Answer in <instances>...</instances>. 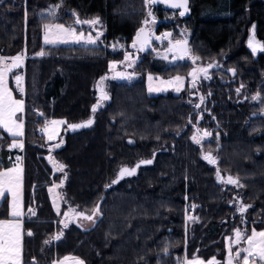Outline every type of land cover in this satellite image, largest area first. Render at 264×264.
<instances>
[{"label":"trees","instance_id":"trees-1","mask_svg":"<svg viewBox=\"0 0 264 264\" xmlns=\"http://www.w3.org/2000/svg\"><path fill=\"white\" fill-rule=\"evenodd\" d=\"M53 8L60 15L56 22L66 25H74L73 13L81 20L98 17L104 29L101 42L43 46V25L51 19L39 14ZM151 8L158 19L156 31L172 33L175 22L163 19L174 10ZM189 9L188 16L177 19L190 31L192 53L201 64L218 60L222 66L199 85L203 105L189 103L187 90L149 95L148 73L188 75L193 63L167 66L152 50L142 52L134 66L139 78L108 80L110 99L95 112L92 125L67 132L63 147L52 152L65 166L63 175L49 159V139L38 129L53 119L68 125L91 119L99 98L97 82L111 62L123 59V51L113 52L110 46L117 41L132 44L149 8L144 0H0V56L26 55L21 70L24 205L27 210L35 207L36 215L24 218L23 264H52L66 255L85 264L208 260L224 255L226 240L236 229L264 230V102L251 99L258 93L264 98V52L253 55L247 47L253 24L264 44V0H189ZM172 35L179 36L177 31ZM42 50L47 54L37 55ZM195 126L211 132V139L196 144ZM12 141L0 128V171L11 164ZM209 151L215 165L203 159ZM149 159L153 163L141 165L135 175L106 187L121 167ZM229 176L244 187L227 183ZM61 182L63 194L80 211L90 214L99 204L102 215L91 228L62 225L49 193ZM238 195L251 205L243 215L233 204ZM188 208L192 216L187 220ZM7 211L4 201L0 218ZM60 233L59 240L53 239Z\"/></svg>","mask_w":264,"mask_h":264},{"label":"snow or ice","instance_id":"snow-or-ice-1","mask_svg":"<svg viewBox=\"0 0 264 264\" xmlns=\"http://www.w3.org/2000/svg\"><path fill=\"white\" fill-rule=\"evenodd\" d=\"M145 6L149 8L147 17L143 21V25H149L155 24V17L153 15V12L151 11V7L157 3H167L169 7L174 9H184V11H181L179 14L181 16L185 15V12L188 10V3L189 0H144ZM61 5H56L55 8H59ZM55 8L51 9L49 11V15L55 18L56 12ZM75 18L74 24L75 25H84L87 24L90 27H94L95 25L100 24L99 18H94L92 20H81L79 16L76 13L72 14ZM151 18V20L149 19ZM44 43L45 44H51L56 45L60 43H84L87 45H96L100 41V36L103 34L101 32H98L95 37H93L91 34L85 36L84 32L81 31L79 34H77V30L73 25L65 26L64 24H44ZM181 35H186V31L184 33H181ZM172 36V33H164L162 36H155L154 33L146 28V27H140L136 34L135 38L132 41L131 48L135 49L138 52L145 51L151 44L152 40H161V39H167L168 40V52H175L178 55L176 56V59H186L191 58L193 62L195 60H199L200 58L198 56H191V48L188 47V41L187 39H176L172 40L169 39ZM123 47V46H121ZM248 47L251 49V52L253 55H255L258 51L264 52V44H261L259 41L256 40L255 37V25H253V32L252 35L248 39ZM47 53L43 50L37 55L44 56ZM132 53L125 52L124 53V61L121 63H126L127 67H134L136 61L132 59ZM166 58V57H165ZM10 59L12 61L11 64L7 63V60ZM24 55L18 54L16 56H13L11 58H6L3 56H0V127H2L6 132H8L12 137H19L23 136V120L17 116L18 113H22L24 111V101L15 99L11 89L7 86V75L9 72L12 71L13 68H19L21 67L23 63ZM116 67V63H110L109 69L110 71H114ZM213 67H218V65L209 63L206 68L201 67L199 69L194 68L189 75L193 77V87H195V80L197 78L198 73H203L205 78H208L207 76V70ZM230 71L235 74V69H230ZM126 79L131 80L133 78V74H125L123 72H116L114 76L112 77H101L100 81L97 82V88L99 89L101 95L96 105H93L92 112L95 113L97 110V107L100 105V101H107L110 99L108 93L105 91V85L104 81L108 79ZM148 79L151 81L153 79L152 76H149ZM184 78L181 76H176L174 79L169 81H161V83H167L169 85L176 84V91H180V86L183 83ZM15 81L17 83V86L20 85L22 81V77L19 75L15 76ZM243 87V85H241ZM161 88H153L151 85L149 87V92L153 91H161ZM20 91L23 92V88L20 87ZM237 93L239 94L240 88L236 89ZM201 102H203L204 97H201ZM252 100H261L264 102V98H261L259 93L256 96H253L251 98ZM196 107H200V105H196ZM42 115V114H41ZM67 123L66 121H56L53 120L50 122L52 126L61 125ZM93 123L92 119H89L85 122H82L80 124H70L68 125L69 128L75 130L78 128H86L91 126ZM199 131V130H198ZM212 133L204 131L202 136H196L194 135L192 137L193 141L196 144H200L201 141L205 137H211ZM49 139H52V136H49ZM130 143L132 141H129ZM13 147H20L23 148V143H14L12 145ZM56 147H59V145H56ZM20 157H17V160H19ZM203 159H205L208 163L215 165L217 163V159L212 155V152L209 151L206 154L203 155ZM153 163V160H141L135 167L128 168V167H121L117 176V179L113 180L111 184L107 185L106 187H111L112 184H116L119 182L120 179H122L124 176H132L136 174L137 169L141 165H147ZM64 165L60 164L58 165V170L63 171ZM20 172H22V169L19 168H13V169H7L4 172H0V198H4L5 196V189H7L8 192L12 193L13 196V202L11 205V216L13 219H3L0 220V264H23L22 259V231H21V223L19 218L23 215L21 211V206L19 202V184H20ZM217 177L218 179H222L220 176V169L217 168ZM65 173V178H66ZM227 183L236 185L238 187H244V185L239 183L238 178H233L229 176L227 178ZM62 186L58 185L57 187ZM53 189L50 188L49 192H52ZM56 198L58 200L63 199L62 193H57ZM55 203V202H54ZM247 207H251V205L248 206H241L238 210L243 215V213L246 211ZM31 215H36L35 211L33 209L28 210ZM70 212L73 213L75 216L81 218L82 220H87L91 222L93 225L96 222V219L102 215L100 206L97 204L90 212V214H86L85 212H76L75 209H70ZM57 214L59 215V209H57ZM64 215L67 217L69 213H64ZM242 223H246L242 219ZM64 227H68V224L64 222ZM28 236L33 235L31 231L27 232ZM63 233H60L59 235H56L53 237L55 240H59ZM235 240H231V243L239 244L241 240L246 241L248 247L240 249L235 253V258H241L242 264H264V230L257 231L255 228L252 229L251 234H247L245 231H242L240 229L235 230ZM45 243H49V241H45ZM229 257L227 259V264H233V255H232V248L229 246ZM163 252L165 255L168 254V248L165 247L163 249ZM72 261L73 264H85V262L78 258V257H65L61 261H53L52 264H67V262ZM183 264H205V261L199 258L188 260L185 258ZM206 264H219V262L215 259V257L209 259Z\"/></svg>","mask_w":264,"mask_h":264},{"label":"rangeland","instance_id":"rangeland-1","mask_svg":"<svg viewBox=\"0 0 264 264\" xmlns=\"http://www.w3.org/2000/svg\"><path fill=\"white\" fill-rule=\"evenodd\" d=\"M151 11L153 12V9L151 8ZM154 17H155V20L157 21V17L155 16V14L153 13ZM40 17H48L51 19V22L50 23H47V24H63V23H60V22H56L57 19L59 18L60 15L56 14L55 18H53L52 16L49 15V11H45V12H42L39 14ZM177 17H179V13L177 11H173V13L167 17H165L163 19V22H166V23H169V24H172L175 22L174 25H171V32L173 34L174 31H177L179 36L177 37H174L173 35L169 38V39H172V40H176V39H187V41H189V33L190 31L184 26L183 23L179 22ZM94 18H97V17H94ZM92 18V19H94ZM92 19H89V20H92ZM150 19V18H149ZM100 20V19H99ZM151 20V19H150ZM65 26H68L66 24H64ZM255 25V37H256V40L259 41L261 44H263V42L257 37L256 35V24H253ZM253 25L250 27V30H249V36H248V39L249 37L252 35V32H253ZM76 30H77V34H79L81 31L84 32L85 36L91 34L93 37L96 36V34L98 32H101L104 34V29H103V26H102V22L100 20V24L98 25H95L94 27H90L89 25L87 24H84V25H73ZM81 27V28H80ZM149 27H155V24H149ZM186 31V35H181V33H184ZM157 32V31H156ZM164 33H169L167 31L165 32H160L157 34L161 35L164 34ZM103 34L100 36V41L96 44L98 45L101 40H102V37H103ZM248 39H247V47H248ZM42 44L43 46H56V45H65V46H74V45H87V44H84L83 42L80 43V44H76V43H72V42H69V43H60V44H56V45H51V44H45L44 43V32H43V35H42ZM89 46V45H88ZM123 46V47H121ZM167 47H168V40L166 39L165 41H162L160 43H157V44H154L153 46V54H154V57L155 58H159L163 61V63L167 66H170V65H175L177 64L178 62H183V61H192L193 63V67L192 69L190 70L189 73H191L193 71L194 68L196 69H199L201 67H204L206 68L207 65L209 63H213V64H216L218 65V67H213V68H210L207 70V76L208 78H205L204 77V74L203 73H198L197 74V78L195 80V87H193V77L191 75H180V74H176V75H169V76H162V75H159V74H154V73H148L145 77V83H146V90H147V93L151 96H156V95H162V94H180L182 93L184 90H187V95H188V102L191 103V104H194L195 107L196 105H200V107L203 105L204 101H205V98L203 100V102H201V97H203L201 95V93L199 92L198 88H199V85L201 84V82L203 80H210L213 76L212 72L214 69H217V68H220L222 67L221 66V63L218 62V60H214L212 62H207L205 64H201L199 63L198 60H195V62H193V60L191 58H186V59H183V60H180V59H176V56L178 54H174V53H171V52H168L167 51ZM189 47L191 48V46L189 45ZM249 48V47H248ZM110 49L113 51V52H117V51H123V53L125 52H129V53H132V59H134L136 61L135 65L142 59V52H138L136 51L135 49L131 48V44H127L125 43L124 41H117V42H114L111 46H110ZM250 49V48H249ZM251 50V49H250ZM260 51H258L255 55L259 54ZM191 56H194V54L192 53L191 51ZM12 57V56H10ZM166 57V58H165ZM122 61H124V55H123V59L121 61H113L116 63V67L114 69V71H110L109 69V72L105 75V76H108V77H112L115 75L116 72H123L125 74H133V78L131 80H126L127 82H133V81H136L138 78H139V74L135 72L134 70V67H127V64L126 63H121ZM111 62V63H113ZM134 65V66H135ZM24 68V67H23ZM22 68V69H23ZM21 69V68H20ZM19 68L15 69L14 72H12V76H11V79H13L14 75H24L22 71H20ZM231 74H233L232 71H230ZM103 76V77H105ZM149 76H152L153 79L150 81L148 79ZM176 76H181L184 78L183 80V83L182 85H179L180 86V91H176V87L177 85L174 83V84H167V83H161V81H169V80H172L174 79ZM7 79V86L9 89H11L12 91V94L14 96L15 99H18V100H24V97H19L16 95V93L13 91V89L11 88V85H10V82H11V79L8 80V77H6ZM25 79V77H24ZM110 80V79H108ZM104 81V85L106 84V82L108 81ZM100 81V80H99ZM9 83V85H8ZM150 85L153 87V88H161L162 90L161 91H153V92H149V87ZM98 89V88H97ZM99 91V89H98ZM100 93V92H99ZM99 100V98H98ZM98 102V101H97ZM25 103V102H24ZM106 101H100V105L97 107V110L101 107H103L105 105ZM97 104V103H96ZM200 107H196V108H200ZM24 110H25V104H24ZM96 110V111H97ZM261 114H264V111L260 112ZM18 117H20L23 122H24V111L22 113H18L17 114ZM95 116V113L92 112V115H91V119H93ZM202 118V114L200 113L199 116H198V120L200 121ZM53 120H56V121H62V119H53ZM53 120H50L48 121L46 124H45V127H44V135H46L47 139H49V136L51 135L52 136V139H54L55 141L53 142H50L49 141V144H48V147L51 149V150H56V149H60L64 143V137L66 135L67 132H69V127H68V124L66 123V127H63V124L61 125H56V126H52L50 124L51 121ZM24 125V123H23ZM25 127V126H24ZM23 127V128H24ZM2 128V127H0ZM3 129V128H2ZM4 130V129H3ZM199 130V131H198ZM5 131V130H4ZM205 130H200L197 126H195V132L194 134L192 135V137L194 135L196 136H202L203 133H204ZM6 132V131H5ZM209 132V131H207ZM7 134H9L8 132H6ZM10 135V134H9ZM21 137V136H20ZM212 137V135H211ZM211 137H205L202 141H207V140H210ZM51 140V139H49ZM200 143V144H201ZM56 145H59V147H56ZM49 159L55 164L56 166V170L57 171H60L58 170V165H60L59 162H57V160L53 157L52 155V152L50 151L49 153ZM20 169V167H17ZM61 174H63L64 172V169L63 171H60ZM64 175V174H63ZM62 175V176H63ZM58 185H61L60 183H56L54 185H52L50 188L53 189L52 192H49L50 193V196H51V199L53 201V204L57 209H59V213H61V223L62 225L64 226V222H66L68 225L74 223L76 225H78L79 227L81 228H84V229H88V228H91L93 226V224L87 220H82L81 218L75 216L73 213L70 212V209H75L76 212H82L80 211L76 206L72 205L69 200L66 198V196L63 194V191H62V186H59L57 187ZM57 193H62L63 194V199H60L58 200L56 198V194ZM7 194L10 196V202H11V205H12V202H13V196H12V193L11 192H8L7 189H5V196L4 198H0V205L4 202V201H7L8 202V198H7ZM18 195H19V202H20V206H21V209H22V206H23V202H21V196L23 195L21 193V173H20V184H19V190H18ZM55 202V203H54ZM233 204L236 208V211L239 212V208L243 205V206H246L242 200H241V197L236 196L234 198V201H233ZM12 210V208H11ZM64 213H69V215L66 217L64 215ZM88 214V213H86ZM192 216V209L191 208H188L187 210V220L190 219ZM99 218V217H98ZM97 218V219H98ZM96 219V221H97ZM96 223V222H95ZM240 230L242 231H245L243 228H239ZM257 231H261V230H258L256 229ZM252 231V230H251ZM247 233V232H246ZM247 234H251V232L247 233ZM235 231L233 233V235L229 238H227L226 240V246H225V252H224V255L220 258V257H215V259L219 262V264H227V259L229 257V246H231L232 248V255L234 257L233 259V264H242V259L241 258H235V253L237 251H239L240 249H243V248H247L248 245L246 243V241L244 240H241L239 244H235V243H231V240H235ZM213 258V257H212ZM192 259H195V258H192ZM199 259H202L203 261H205V264L206 262L209 260H206V259H203V258H199ZM211 259V258H210ZM188 260H191V259H188ZM184 261V260H183ZM180 262L179 264L183 263Z\"/></svg>","mask_w":264,"mask_h":264},{"label":"crops","instance_id":"crops-1","mask_svg":"<svg viewBox=\"0 0 264 264\" xmlns=\"http://www.w3.org/2000/svg\"><path fill=\"white\" fill-rule=\"evenodd\" d=\"M24 55V59H23V63H22V65H21V67H19V69H20V71L22 70V68L25 66V62H26V55L25 54H23ZM3 57H5V56H3ZM8 57H10V56H8ZM13 57V56H12ZM12 63V62H11ZM15 69H17V68H13L12 69V71L11 72H9L8 73V75H7V77H8V80L11 78V74H12V72H14V70ZM8 85H9V83H8ZM24 101V100H23ZM25 104V103H24ZM62 121H65V120H63L62 119ZM24 123V122H23ZM44 127H45V125H44ZM44 127L43 128H41L40 130V132L41 133H43L44 134ZM63 127H66V123L65 124H63ZM2 129V128H1ZM3 130V129H2ZM24 130H25V127L23 128V133H24ZM4 131V130H3ZM5 132V131H4ZM6 133V132H5ZM7 134V133H6ZM9 135V134H8ZM10 137H12L11 135H9ZM46 136V135H45ZM23 137H24V134H23V136H19V137H12L13 138V141H12V143L9 145V150L10 151H12L13 152V155L15 154V155H23V151H24V142H23ZM50 142H53V141H55L54 139H51V140H49ZM20 142H22L23 143V148H20V147H13L12 145L14 144V143H20ZM64 143H65V137H64ZM64 143H63V145H64ZM63 145H62V147H63ZM50 149V148H49ZM56 150H58V149H56ZM50 151L51 152H54L55 150H51L50 149ZM17 167H20V169H22V172H20L21 173V193L23 194L22 196H21V202H23V206H22V209H21V211H22V213H23V215L19 218V220H20V223H21V231H22V259H23V247H24V234H25V231H24V218H25V216H26V212H27V209L25 208V205H24V166H23V164H17V163H11L7 168H5V169H3L2 171H0V172H4V171H6L7 169H13V168H17ZM7 198H8V211H7V215L5 216V217H3V218H0V220H3V219H13V217L11 216V202H10V196L7 194ZM65 257H77V256H74V255H66V256H64V257H61V258H58V259H56L55 261H61V260H63ZM79 258V257H78ZM81 259V258H80ZM185 260V259H184ZM184 262V261H183ZM23 263H24V259H23ZM67 264H73V262L72 261H69V262H67Z\"/></svg>","mask_w":264,"mask_h":264},{"label":"built area","instance_id":"built-area-1","mask_svg":"<svg viewBox=\"0 0 264 264\" xmlns=\"http://www.w3.org/2000/svg\"><path fill=\"white\" fill-rule=\"evenodd\" d=\"M5 57L6 58H11V57H8V56H5ZM11 62L12 61L10 59L7 60V63L11 64ZM15 76L16 75H14L13 79H11V84H10L11 85V88L13 89V91L16 93L17 96L23 97L25 95V79H24V75L23 76L22 75H19V76L22 77V81H21V83H20L19 86H17V83L15 81ZM20 87L23 88V92L20 91ZM38 131L40 132L41 130L38 129ZM17 157H20V159L17 160ZM9 162L10 163L23 164V155H15L14 154V155H12V156L9 157ZM30 209H33L35 211V213H36V208L35 207H31ZM26 215L34 216V215H31L29 213V211L26 212ZM181 264H183V263H181Z\"/></svg>","mask_w":264,"mask_h":264},{"label":"water","instance_id":"water-1","mask_svg":"<svg viewBox=\"0 0 264 264\" xmlns=\"http://www.w3.org/2000/svg\"><path fill=\"white\" fill-rule=\"evenodd\" d=\"M156 6H158V5H162L165 9H168V10H174V11H176V10H179L180 12L181 11H184V9H174V8H171V7H169L168 6V4L167 3H157V4H155ZM190 9H189V3H188V10L185 12V15H183V16H188L189 14H190ZM143 27H146V28H148V29H150L153 33H154V35L155 36H161V35H159V34H157V32H156V27H149V25H143ZM134 38H135V36H134ZM133 38V39H134ZM166 39H161V40H155V39H153L152 40V42H151V44H150V46L145 50V51H143V52H147V51H149V50H152L153 49V46H154V44H157V43H160V42H162V41H165ZM188 47H189V45H188ZM171 53H174V54H177V53H175V52H171ZM100 92V91H99ZM100 95H101V93H99V98H100ZM80 124V123H79ZM81 129H83V128H78V129H75V130H73V129H71V128H69V132H75V131H79V130H81ZM137 172V171H136ZM125 177V176H124ZM123 177V178H124ZM122 178V179H123ZM121 180V179H120Z\"/></svg>","mask_w":264,"mask_h":264},{"label":"flooded vegetation","instance_id":"flooded-vegetation-1","mask_svg":"<svg viewBox=\"0 0 264 264\" xmlns=\"http://www.w3.org/2000/svg\"><path fill=\"white\" fill-rule=\"evenodd\" d=\"M176 11L180 13V11H179V10H176Z\"/></svg>","mask_w":264,"mask_h":264}]
</instances>
